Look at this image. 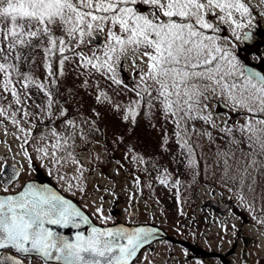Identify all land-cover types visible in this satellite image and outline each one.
<instances>
[{"label": "snow or ice", "instance_id": "6c2138e0", "mask_svg": "<svg viewBox=\"0 0 264 264\" xmlns=\"http://www.w3.org/2000/svg\"><path fill=\"white\" fill-rule=\"evenodd\" d=\"M262 23L252 0H0V126L18 144L0 156V264H136L151 250L158 229L106 214L109 197L121 199L114 177L93 189L102 193L93 201L99 224L50 185L29 180L13 191L40 161L86 197L102 157L90 153L86 164L81 152L104 143L97 136L107 119L125 128L111 143L123 149L114 171L130 177V202L145 187L179 192L181 175H201L198 149L207 141L216 146L213 178L218 170L222 189L264 228V194L259 203L256 194L264 188V74L245 55ZM81 92L94 104L78 120L67 96ZM144 122L159 129V151L137 143ZM9 155L27 168L7 163ZM66 166L71 176L60 175ZM219 227L221 239L229 229L239 235L235 224Z\"/></svg>", "mask_w": 264, "mask_h": 264}, {"label": "rangeland", "instance_id": "374dc122", "mask_svg": "<svg viewBox=\"0 0 264 264\" xmlns=\"http://www.w3.org/2000/svg\"><path fill=\"white\" fill-rule=\"evenodd\" d=\"M252 4L256 8L257 12H264V6H258L259 0H252ZM254 32L255 39L251 42L252 51L246 52L245 55L249 57V60H253L252 63L256 68L264 71V64H261L260 60L257 58V55L254 54L256 53L257 49L259 50V53L264 54V23H262L261 26H258ZM241 47H248V45H241ZM125 70L126 75L131 72V69L127 63L125 64ZM129 82L132 83L133 81ZM67 86L70 87L71 83L69 82ZM81 99L83 100L82 107L79 104ZM67 100L69 103H72L75 106V116L78 120L86 118L89 115L88 109L94 104L93 98L85 95L83 92H81V95L76 97L75 100L71 95H68ZM212 109L214 112L224 111L222 108L218 109L215 104L212 105ZM107 115L110 116L111 114ZM225 118L226 117L223 115L217 117V119L221 120ZM103 123L108 126L107 131L109 132L110 130L111 134L114 130L119 132L125 131V128L123 126H119L118 122L114 125L111 119H107ZM145 124L146 122L142 123L141 126L136 129V137H139L137 143L144 151H159V149L156 148V145L159 143V129L146 128ZM12 131H14V129H12ZM97 139L101 140L99 137ZM0 140L8 142L0 143V156H3L7 151L9 143L11 144L13 151H18V144L13 142V136L11 134L4 135L3 126H0ZM215 147L216 146L209 147L207 141H205V145L202 144L200 146L201 149ZM107 148H110V146L93 143L91 147L87 149V151L81 152L86 164L90 153L96 152L102 157L101 161L99 162V166H93L94 171L88 177L86 197L78 191H70L66 186V182L61 181L58 175L55 174V170H53L52 175H49V168L42 165L40 161H37L39 166L38 171L43 170V172L49 175L50 178H54L53 181H55L63 190L67 191L70 195L80 198L81 202L93 212L96 207L93 201H95L97 197L102 194L100 192H96L95 195H93V189L95 188V185L99 183L101 187L112 186L113 180L110 178L114 177L115 186L120 193L121 199L118 204L114 205L112 203L111 197H109L108 203L104 205L105 209L108 210L106 214L110 213L111 216L115 218V213L120 211L119 213L121 214V218L126 221H161L174 235L181 237L189 236V239L194 238L198 244L206 247L209 250L220 251L225 255L230 253L228 256L231 257L233 264H264V228H261L259 225H257L243 208L242 215L251 218L248 222L239 220L230 212L225 216L214 214L212 220L207 222V216L208 219L210 218L209 212H203L206 207L201 208L197 207V205L199 203L203 205L202 202H204V199L210 194V187L208 186L209 184L203 183L196 195L192 189H187L188 182L191 178L190 173H185L180 176L182 185L179 187V192H177L175 189H165L159 185L156 186L155 191L145 187L143 190V198L139 199V193H137L136 199L130 202L126 192L123 190L127 189L131 185V179L125 174L123 170L119 175H116L114 171L116 160L111 152H106ZM122 152V148L117 150L120 159L122 157ZM7 162H18L27 168V163L20 160L19 155H17L16 161H13L9 155ZM165 163H167V161H165ZM169 167L171 170L178 166L176 164H172ZM38 171H25L21 174L20 180L34 178L36 177ZM180 171L184 172V169L181 168ZM59 172L60 175L65 173H67L68 176L72 175L71 170L67 166L59 169ZM193 200H195L197 203L195 204L192 202ZM257 203L259 202L257 201ZM125 209H127V211ZM129 212L135 213V215L129 216ZM202 221H206L204 223L205 225L203 226H201ZM245 221H247V219ZM220 223L228 225L235 224L236 228L239 230V235L234 236L232 234V230L229 229V232L224 235L223 239H221V230L219 227ZM192 225L194 227L197 225V228L191 229ZM244 237L248 239L247 257L244 255L243 251L245 247V241L243 239ZM229 241H231V243H229ZM167 247H170L171 250H167ZM185 251L187 250L181 246L172 244L167 245L163 243L156 247L155 250L146 251L136 264H147L144 256H147L148 261H151L152 264H198V262L199 264H221L217 258L210 259L207 262L202 256L188 257V251L187 256H185Z\"/></svg>", "mask_w": 264, "mask_h": 264}, {"label": "trees", "instance_id": "16d2710c", "mask_svg": "<svg viewBox=\"0 0 264 264\" xmlns=\"http://www.w3.org/2000/svg\"><path fill=\"white\" fill-rule=\"evenodd\" d=\"M72 111L75 113L76 112V108L74 105H71L69 103ZM234 118V117H233ZM102 128L104 129V131L99 134L97 136L100 137L102 139V141L104 143V145H109L110 148H113L114 150L111 152L113 154V157L115 158V160L120 159V157L118 156L117 150L115 148V146L111 143V139H112V134L107 131L108 126L106 124H104L102 122L101 124ZM197 143H199V141H197ZM205 145V142L203 143ZM121 149V148H120ZM215 148H207V149H198V151L200 152V159L202 161L203 164V172L201 173V175L196 176L195 178L191 175V178L188 182V188L187 189H192L193 192L197 193L198 189L200 188V186L204 183V184H211L214 187L220 189V191L222 192L223 195H228L231 201L236 202L235 197L232 196L229 192H227L226 190L222 189V187L220 186V180H219V171L217 170V175L216 178H213V170L215 169L216 165L215 162L213 161V156H214V151ZM42 173V172H41ZM257 197H258V202L259 201V196L261 194H264V188H258L257 189ZM195 204L197 203L196 201H193Z\"/></svg>", "mask_w": 264, "mask_h": 264}, {"label": "water", "instance_id": "95a60500", "mask_svg": "<svg viewBox=\"0 0 264 264\" xmlns=\"http://www.w3.org/2000/svg\"><path fill=\"white\" fill-rule=\"evenodd\" d=\"M99 40V38H98ZM252 69V68H251ZM253 70V69H252ZM253 71H257V70H253ZM259 72V71H258ZM36 183L38 184H42V185H50L52 186L54 189H56L57 191H59L55 186H53L52 184L50 183H47V182H38V181H35ZM60 192V191H59ZM62 195H64L62 192H60ZM65 196V195H64ZM66 198L72 200L71 198L65 196ZM74 204H76L78 207H80L82 210H84L81 206H79L74 200H72ZM85 211V210H84ZM86 214L89 215V213L87 211H85ZM91 217V216H90ZM94 223H96L94 220H93ZM97 224V223H96ZM118 224H123L125 226H128V227H137V226H148V227H155L156 229H158V235H157V238L159 237H163V236H169L168 234H166L163 230H161L159 227L155 226V225H149V224H140V225H129V224H126V223H118ZM108 226H111V225H108ZM67 230H70V229H60V231L64 232L65 234H68V235H71V232H66ZM72 231V230H71ZM188 246H190L195 252L197 251H201L203 252L201 249H199L198 247H193L191 246L190 244H188V242H185Z\"/></svg>", "mask_w": 264, "mask_h": 264}, {"label": "flooded vegetation", "instance_id": "af4514ba", "mask_svg": "<svg viewBox=\"0 0 264 264\" xmlns=\"http://www.w3.org/2000/svg\"><path fill=\"white\" fill-rule=\"evenodd\" d=\"M151 248H153V246ZM35 261H37V260H35Z\"/></svg>", "mask_w": 264, "mask_h": 264}]
</instances>
